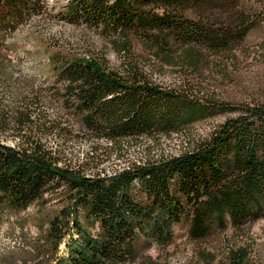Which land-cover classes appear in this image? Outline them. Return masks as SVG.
Returning <instances> with one entry per match:
<instances>
[{
    "label": "trees",
    "instance_id": "16d2710c",
    "mask_svg": "<svg viewBox=\"0 0 264 264\" xmlns=\"http://www.w3.org/2000/svg\"><path fill=\"white\" fill-rule=\"evenodd\" d=\"M44 12L45 0H0V215L49 193L60 194L62 203L46 217L42 243L38 237L32 245L36 255L50 254L32 264H124L138 257L144 240L167 243L181 215L195 239L264 217V101H229L188 81L163 85L133 53L138 41L164 62L178 58L195 68L208 52L240 44L264 18V0H67L57 17L108 33L126 62L116 67L103 52L77 57L35 45L41 59L31 66L38 70L23 71L24 56L11 55L16 36ZM53 102L61 107L51 117L42 107ZM62 110L76 124H63ZM221 114L179 153L112 172L91 166L94 160L77 162L44 138L70 137L75 126L116 145L141 134L185 131ZM7 137L17 143L7 144ZM246 258L245 245L230 247L227 264Z\"/></svg>",
    "mask_w": 264,
    "mask_h": 264
},
{
    "label": "rangeland",
    "instance_id": "374dc122",
    "mask_svg": "<svg viewBox=\"0 0 264 264\" xmlns=\"http://www.w3.org/2000/svg\"><path fill=\"white\" fill-rule=\"evenodd\" d=\"M66 1L45 0L46 12L30 17L18 32L16 49L11 51V55L15 60L24 56L21 60L23 71L38 70L31 66L41 59V54L33 47L35 45L69 51L77 57L103 52L109 65L120 67L124 64L128 56L115 50L108 33L57 17L56 11ZM30 52L33 55L25 57ZM133 53L143 56L140 61L143 69L163 85H181L188 81L195 90L213 93L229 101H264V18L230 52H208L195 68L178 58L164 62L138 41L134 43ZM37 78L38 81L42 79L40 76ZM52 104L42 107L51 117L54 107H61L55 102ZM62 112L68 119H62L63 124H76L69 111ZM223 117L224 114L206 117L181 132L146 133L132 139L125 138L116 145L105 138L95 140L88 137L77 131L75 126L70 137L59 138L50 134L44 138L48 145L60 148L67 157L77 162L94 160L95 164L91 166L112 172L132 161L177 154L188 139L206 134ZM5 142L14 146L17 139L7 137ZM60 198L57 193L45 194L23 210L0 215V264H32L47 258L50 253L36 255L32 245L38 237L42 243V235L48 227L46 217L62 205ZM238 245L247 248L245 264H264V217L247 220L239 226L227 223L225 228L214 229L205 238L195 239L190 235L188 219L181 215L172 223L171 239L167 243L144 240L140 242L138 257L124 264H146L144 257L151 258L147 264H227L230 247ZM64 248L62 242L57 250L59 255L64 253Z\"/></svg>",
    "mask_w": 264,
    "mask_h": 264
}]
</instances>
